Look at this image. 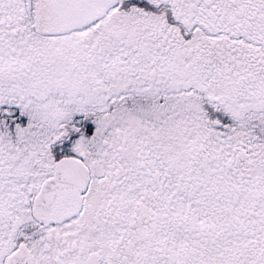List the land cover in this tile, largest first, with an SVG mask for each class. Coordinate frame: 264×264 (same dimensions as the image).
I'll list each match as a JSON object with an SVG mask.
<instances>
[{"label":"snow or ice","instance_id":"snow-or-ice-1","mask_svg":"<svg viewBox=\"0 0 264 264\" xmlns=\"http://www.w3.org/2000/svg\"><path fill=\"white\" fill-rule=\"evenodd\" d=\"M0 264H264V0H0Z\"/></svg>","mask_w":264,"mask_h":264}]
</instances>
